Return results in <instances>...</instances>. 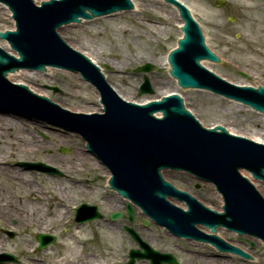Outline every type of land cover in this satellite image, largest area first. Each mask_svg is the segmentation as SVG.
Listing matches in <instances>:
<instances>
[{
	"label": "water",
	"instance_id": "1",
	"mask_svg": "<svg viewBox=\"0 0 264 264\" xmlns=\"http://www.w3.org/2000/svg\"><path fill=\"white\" fill-rule=\"evenodd\" d=\"M42 1L45 2L39 7L33 0H0L13 13L17 28L15 32H1L0 40L8 41L12 51L18 53V57H15L0 47V111L41 119L78 133L87 142L89 151L110 171L112 189L139 206L157 224L167 227L178 237L206 242L216 240L220 250L249 258L238 248L202 233L197 226L209 228L213 233L223 227L239 235L246 234L264 241V198L252 184L253 181L240 171L244 168L250 171L255 180L264 181V141L230 131L223 123L210 128L215 125H205L184 105L183 96L178 92L165 94L161 100L146 104L124 99L105 79L101 65L90 55L71 46L57 32L63 25L80 23L81 19L92 20L118 11H130L136 6L133 0ZM165 2L179 10L184 22V25H180L183 26V38L169 55L170 74L178 80L179 86L184 89L209 90L264 113V86L261 83L255 86L229 80L206 65L202 60L220 63V59L224 61V58L208 45L203 27L188 5L189 9L181 0ZM223 4L222 0L217 1V7ZM205 41L220 58L207 47ZM46 67L81 74L85 81L99 91L103 113L70 112L48 96L35 94L26 84H14L8 77V73L18 70L50 71ZM152 68L148 63L137 71L149 73ZM208 69L233 83L263 87L255 89L237 86ZM152 93L150 81L145 77L140 95ZM157 113L162 118L157 117ZM27 166L41 171H53L43 164ZM167 170L186 172L198 180L215 185L224 201L223 212L209 209L201 201L205 207L187 189L176 186L193 196L177 190L173 183L166 182L161 173ZM168 197L185 202L188 209L181 210L173 206L168 202ZM127 207L132 220L133 208L129 204ZM121 216V213H115L111 219ZM96 218H100L96 208L88 205L81 206L76 215L78 222ZM127 230L145 250L144 253L132 250L128 264H134L136 258H151L153 264H178L172 255L154 251L141 241L135 231L128 227ZM217 233L231 241L219 231ZM37 240L39 250H44L56 238L39 234ZM240 247L256 257L246 248ZM6 262L17 260L13 255L1 254L0 264Z\"/></svg>",
	"mask_w": 264,
	"mask_h": 264
},
{
	"label": "rangeland",
	"instance_id": "2",
	"mask_svg": "<svg viewBox=\"0 0 264 264\" xmlns=\"http://www.w3.org/2000/svg\"><path fill=\"white\" fill-rule=\"evenodd\" d=\"M34 1L42 2V0ZM135 1L140 8L138 13L121 12L89 21L84 20L80 24L63 26L58 33L71 46L82 52L89 51L83 44L96 49L95 53H90L100 65L101 60L118 65L120 70H115L108 64L102 65V70L112 86L135 91L131 97L136 100L142 98L155 100L161 98L166 90L172 89L171 85L175 86L177 83L170 76L169 70L161 66L160 62L177 46L181 35L178 21L181 19L179 14L178 17L176 16L174 7L162 0ZM184 1L203 27L208 45L224 58V61L219 64L209 62V67L229 80L241 84L251 83L255 86L261 83L264 86L262 43L264 0H224L225 4L221 8L216 6L217 0ZM12 20H9L4 9L0 8V31H5L12 25L15 27V22ZM155 27L161 34L151 30ZM127 30L134 32L133 36L123 32ZM1 44L0 41V46ZM147 63L154 66L151 72L137 71L139 67ZM52 70L55 71L53 79L50 76H45L44 80L37 82L25 79L28 82L26 85L70 111L82 112L80 108L85 107L82 103L85 100L102 105L99 102L100 99L96 98V92L92 90L95 87L91 84L89 86L88 83V85L84 84L86 82L80 75L59 69ZM146 76L155 88L151 87L153 90L151 95L140 96L139 89ZM166 83L169 84L168 87H165ZM179 93L183 96L184 103L205 125L223 123L228 129L243 135H250L251 132L253 134L264 126L260 123L261 114L245 107V109L237 108L233 112L227 110V105L235 102L208 91L180 88ZM91 98L93 100H90ZM3 115L21 118L31 132L34 129L33 136L38 139L36 143L38 150L32 153L27 152L24 144L20 142L21 139L18 142L20 147L13 145L11 151L9 148L11 144L7 143L6 137L8 136L10 142L14 137L13 133L3 129L9 132L3 135L5 138L0 136V152L8 157L9 162L0 164L18 167L17 165L21 163L40 162L57 169L62 175L59 177L34 170L32 171L34 172L33 180L26 184L19 180L13 181L14 178L10 179L5 172L1 173L3 169H0L1 197L12 194L23 201H37V203L43 197L46 199L45 204H50L53 208L48 213V219H53V225H47V232L40 230L41 226L35 224L36 221L33 224L28 220L5 217L0 212V253L15 255L19 260L18 263L6 264H89L97 260L99 264H124L129 260L128 252L131 249H140L139 242L133 238L126 227L133 228L138 236L154 250L171 253L182 264H193L194 261L203 264L198 261L199 259L216 261V259H207V256L214 252L208 247L195 246L193 242L174 238L165 229L152 222L145 226L143 222L147 218L140 209H135L134 220L130 222L125 210L126 203L119 201L116 207L108 205L109 198L117 194L106 188L107 179L102 169L92 168L91 164H83L76 158L78 150L84 151V155H89L86 142L78 134L66 132L63 128L55 127L40 119H29L12 112ZM33 123H40L43 126L35 128ZM61 133L68 136L64 141L60 138ZM25 135L27 136L26 133ZM64 150H67V153L63 152ZM90 156L93 157V155ZM165 178L175 186L187 189L208 207L216 210L222 208L223 201L219 202L215 189L192 175L175 172L167 173ZM254 184L264 197V183L254 180ZM12 186L15 189L11 190ZM31 187H36V193L32 192L35 196L29 192ZM62 195H65L66 202L61 204L59 196ZM125 202L128 201L125 200ZM172 202L180 207L184 206ZM85 203L98 207L103 218L83 224L76 223L74 216L79 206ZM56 205H61L65 207L64 210L67 208L69 211L64 222L60 224H55ZM117 211L123 212L124 218L111 222L109 216ZM25 222L29 225L24 226ZM80 232L82 237L79 236ZM11 233L13 236L10 235ZM40 233L55 236L56 243L44 251H39L36 237ZM220 233L256 255L253 263L248 264H264V246L261 242L250 241L245 237L239 238L238 235L225 230ZM66 243H71L70 247L65 248L63 244ZM251 243L254 245L251 246ZM188 252H199L202 257L197 258ZM134 264H151V262L147 259H136ZM215 264L245 263L239 258L230 256Z\"/></svg>",
	"mask_w": 264,
	"mask_h": 264
},
{
	"label": "bare ground",
	"instance_id": "3",
	"mask_svg": "<svg viewBox=\"0 0 264 264\" xmlns=\"http://www.w3.org/2000/svg\"><path fill=\"white\" fill-rule=\"evenodd\" d=\"M133 1H135V0H133ZM181 1L185 3L184 0H181ZM134 3L136 4V1ZM0 8H3L4 12L7 14L8 19L12 20L11 12L7 9V7H4V5L0 4ZM139 9L140 8H138V5L136 4V6H134V9L132 10V12L134 11L135 13H138ZM174 11L176 12V16L178 17L179 13H178V10L175 7H174ZM126 12H130V11H126ZM83 21L84 20L80 21V23L83 22ZM12 22H13V20H12ZM181 24H183V21H178L179 28H181V26H180ZM14 29H15L14 25H12L9 28V30H14ZM151 30L155 31L156 34H161L157 27H155V28H153ZM123 32H127L130 35L134 34V32L129 31V30L123 31ZM180 36H182V33H181ZM1 42H2L1 47H3L7 51H10V45L7 42H4V41H1ZM262 43H263V46H264V35H263ZM84 45H85V48L89 50L88 53L87 52H84V53L90 55L93 58V60L98 62V60L94 57V55L90 53V52L95 53L96 49L92 48V46L83 44V46ZM10 52L12 54H15V55L17 54L18 55L17 52L16 53L12 52V51H10ZM202 61L206 65L209 66V61H206V60H202ZM103 64H108V65L112 66L115 70H120L118 65H116L114 63H111L110 61H104V60H101V69H102V65ZM160 64H161V66L166 67L167 70H170L167 57H164L161 60ZM47 68H49L50 71L45 69V71L42 72V73L41 72H35V71H33V72L31 71L30 72V71H26V70H18V71L12 72V73H8V77H9V79L11 81H14L16 83H21V84L28 83L27 81H25V79L28 80V81L29 80H34L36 82L38 80H42V79L44 80L45 76H50V78L53 79L52 77L55 76V71L52 70L51 67H47ZM84 84H87V83H84ZM150 85H151V87L153 89L155 88L153 86V84L151 83V81H150ZM89 86H90V84H89ZM168 86H169V84L166 83L165 87H168ZM113 87H114V85H113ZM170 88H172V89L166 90L163 93L162 97L165 94H172L173 92H178L179 93L180 87H179L178 83H176L175 86L171 85ZM177 88H179V89H177ZM114 89L124 99L131 100V101H134V102L139 103V104H146V103H148L151 100V99H147V98H142L141 100H136L133 97H131V95L135 94V91L132 92V91H129L128 89H126V88L114 87ZM92 90L94 92H96V94H97L96 98L99 100L100 99L99 92L96 89H92ZM157 99H160V98H157ZM90 100H93V98H91ZM82 103L85 105L84 108H80V110L82 112H85V113H88V114H92V113H95V112L102 113V109H103L102 105L95 104L94 102H92V103L89 102V101L87 102V100L82 101ZM244 107L245 106L241 105L240 103L235 102V103H231L230 105H227V110H231L233 112L237 108L245 109L246 107L245 108ZM259 114H261V113H259ZM156 116L160 117L161 114L157 113ZM260 118H261L260 119V123L264 125V114H261ZM33 125L35 126V128H38V127L40 128V126H43L40 123H33ZM3 129L10 130L13 133L14 137H13V139L10 140V142L8 140V136L6 137L7 143L11 144L9 146L11 151H12V147L11 146H13V145H18L20 147L18 142L21 139L22 140L20 142H22L24 144V146L26 147V151L27 152H31L32 153V152H35V151L38 150L37 149V145H36L38 139L35 136H33L34 129H32V132H31L29 130V128L27 127V124L23 120H21V118L11 117V116H8V115L0 114V136L6 135L7 134L6 132H9V131L5 132V131H3ZM229 130L240 134V132H238V131H235V130H232V129H229ZM25 133L27 134V136L25 135ZM65 135L63 133L60 134V136H62L60 138H63L62 141H64V139H66L68 137V136H65ZM247 136L252 137L253 139H257L259 141H264V126L262 127V129L260 131L253 132V134L251 132V134L247 135ZM3 138H5V136H3ZM70 138H72V136H70ZM7 158L8 157L5 154H2L0 152V163L1 164L5 163V162H9L8 161L9 159H7ZM76 158L79 159L83 164H85V163L91 164L92 168L102 169L104 174H105V177L107 179V183H108V177L110 176L109 171H107V169L105 167L100 165V163L95 158L91 157L90 154L89 155H84V151L78 150L77 153H76ZM1 164H0V169H3V172H1V173L5 172L9 176L10 179L14 178V179H12L13 181L14 180H19V181H23L24 183L28 184V183H30L33 180L32 178L34 177V172L27 171L25 169L18 168V167H11V166L1 165ZM240 171L244 175H247L248 177L251 176L249 178L254 182V178L251 175L250 171H248V170H246L244 168L240 169ZM167 172L168 173H172V171H170V170L162 171L161 174H162V176L164 178H165ZM255 182H257V181H255ZM209 186H212L214 188V185H212V184H209ZM106 187H107V185H106ZM10 188H11V190L15 189L14 186H12ZM35 190H36V187H31L30 191H29L30 194L32 192H34ZM39 190H43V189L39 188ZM39 190H37V191H39ZM35 193H36V191H35ZM35 193H32V194H34V196H35ZM39 193L41 194V192H39ZM215 195L217 196V198L219 199V202L221 203V200H222L221 199V195H219V194H215ZM64 196L63 195L59 196L60 197L59 200L61 201V204L66 202V199L64 198ZM16 197L17 196H13L12 194L11 195L9 194L6 197H1V195H0V212H1V214H3L5 217L20 218V219H22V221H27L28 220L30 223L33 222V224H34V221H36L35 224H39V227L41 226L39 229L42 230L43 232H47V230H48V228H46L47 225H53V222H52L53 219H50V220L48 219V213L53 208H52V206L50 204H45V200L46 199L41 197L39 202L37 203V201H33V202L29 201L28 202V201L21 200V198H19V197L18 198H16ZM119 201L127 203V202H125L124 199H122L120 196L117 195V196H114L113 198H109L108 205H113L114 207H116V206H118ZM25 203H27V204H25ZM63 208H65V207H63L61 205H56L55 206L54 211H56V214H57L55 216V218H56L55 224H60V223L64 222V220H65L64 218L68 215V213H69L68 209L66 208L64 210ZM219 210H222V209L220 208ZM26 225H29L28 222H25L24 226H26ZM217 230L220 232V227L217 228ZM79 236L82 237L81 232L79 233ZM245 238L246 239H250V241L251 240L255 241L253 239V237H250V236L245 237ZM256 242H260V241L256 240ZM70 245H71V243L63 244V246L65 248L70 247ZM254 258H256V257H254ZM97 261L93 262V263H89V264H99ZM199 261L201 263H203V264H207V263L208 264H215V262L220 263V260H216V261L212 262V261H205V260L200 259ZM70 264H74V263H70Z\"/></svg>",
	"mask_w": 264,
	"mask_h": 264
},
{
	"label": "flooded vegetation",
	"instance_id": "4",
	"mask_svg": "<svg viewBox=\"0 0 264 264\" xmlns=\"http://www.w3.org/2000/svg\"><path fill=\"white\" fill-rule=\"evenodd\" d=\"M18 167H21L19 164L17 165ZM3 216V215H2ZM189 254H191V255H193V256H195V257H197V258H201L202 257V254L201 253H199V252H192V253H190V252H188ZM207 259H224V258H221L220 256H218V255H215V254H213L212 253V255H210V256H207ZM200 260V259H199ZM198 260V261H199ZM181 263V262H180ZM182 264V263H181ZM193 264H198L196 261H194L193 262Z\"/></svg>",
	"mask_w": 264,
	"mask_h": 264
}]
</instances>
